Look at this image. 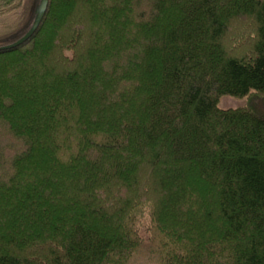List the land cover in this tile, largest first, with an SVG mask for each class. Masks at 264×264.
<instances>
[{
	"label": "trees",
	"instance_id": "1",
	"mask_svg": "<svg viewBox=\"0 0 264 264\" xmlns=\"http://www.w3.org/2000/svg\"><path fill=\"white\" fill-rule=\"evenodd\" d=\"M33 11L0 34V264H264V111L219 108L264 99V0H50L3 49Z\"/></svg>",
	"mask_w": 264,
	"mask_h": 264
},
{
	"label": "rangeland",
	"instance_id": "2",
	"mask_svg": "<svg viewBox=\"0 0 264 264\" xmlns=\"http://www.w3.org/2000/svg\"><path fill=\"white\" fill-rule=\"evenodd\" d=\"M49 2H50V0H49ZM40 4H41V0H22L19 5L15 6L13 8L14 10L12 12L10 11L8 13L0 15V34L9 33L11 31H14L17 27H19L21 18L26 13L27 8H30L32 5H33V10L35 11L34 14H36V16H37V12L39 10ZM35 19H36V17H35ZM35 19H34V21H35ZM32 26L33 25H31L30 29L32 28ZM249 105L254 106V108H257L261 111H264V99L257 98V97L252 98V99H245V98L244 99H237V98H232V97H224L219 102V108L221 110L237 109V108H241V107H245V106H249ZM1 138H3V137H1Z\"/></svg>",
	"mask_w": 264,
	"mask_h": 264
},
{
	"label": "water",
	"instance_id": "3",
	"mask_svg": "<svg viewBox=\"0 0 264 264\" xmlns=\"http://www.w3.org/2000/svg\"><path fill=\"white\" fill-rule=\"evenodd\" d=\"M48 6H49V0H41V4H40L39 10L37 12L36 19L34 21L32 28L29 30V32L23 38L18 40L17 42H15L9 46L4 47L3 49L16 48V47H19L22 44H24L26 41H28L35 34L37 29L39 28L45 14H46Z\"/></svg>",
	"mask_w": 264,
	"mask_h": 264
}]
</instances>
